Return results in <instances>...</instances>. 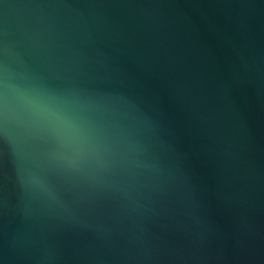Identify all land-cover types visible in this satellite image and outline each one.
<instances>
[{
  "label": "water",
  "instance_id": "1",
  "mask_svg": "<svg viewBox=\"0 0 264 264\" xmlns=\"http://www.w3.org/2000/svg\"><path fill=\"white\" fill-rule=\"evenodd\" d=\"M0 264H264V0H0Z\"/></svg>",
  "mask_w": 264,
  "mask_h": 264
}]
</instances>
